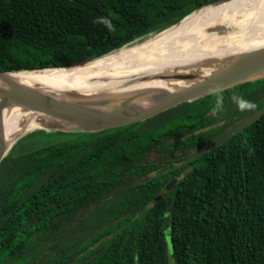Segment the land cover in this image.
I'll list each match as a JSON object with an SVG mask.
<instances>
[{"label":"trees","instance_id":"16d2710c","mask_svg":"<svg viewBox=\"0 0 264 264\" xmlns=\"http://www.w3.org/2000/svg\"><path fill=\"white\" fill-rule=\"evenodd\" d=\"M217 1L0 0V71L90 62ZM79 219L82 240L65 239ZM63 228L65 242L47 248ZM2 254L16 264H264V77L118 127L27 129L0 162Z\"/></svg>","mask_w":264,"mask_h":264},{"label":"bare ground","instance_id":"6f19581e","mask_svg":"<svg viewBox=\"0 0 264 264\" xmlns=\"http://www.w3.org/2000/svg\"><path fill=\"white\" fill-rule=\"evenodd\" d=\"M228 21L247 27L254 39L243 45H222L208 50L195 47L200 32L224 27ZM184 44L189 48H184ZM261 46H264V0H222L190 13L152 43H142L133 56L125 46L80 66L7 73L0 76V88L18 84L58 100H106L134 95L127 110L139 112L206 76L225 61ZM123 56L136 59L122 61ZM110 65L112 69L108 70ZM92 68L99 71L89 73ZM54 123L55 120L21 103L9 105L0 115V130L9 140L29 127L56 126Z\"/></svg>","mask_w":264,"mask_h":264},{"label":"water","instance_id":"95a60500","mask_svg":"<svg viewBox=\"0 0 264 264\" xmlns=\"http://www.w3.org/2000/svg\"><path fill=\"white\" fill-rule=\"evenodd\" d=\"M7 73L19 72L0 71V76ZM263 73L264 46H261L225 61L219 67L211 70L206 76L167 95L152 106L139 112L127 110V106L134 99V95L121 99L108 98L106 100H92L87 98L58 100L50 98L46 94L32 88L18 84H10L9 86L0 88V115L9 105L21 103L23 107L30 108V110L51 118L60 124L39 128H53L69 132H94L145 120L178 104L192 101L242 82L263 78ZM261 112L259 111L256 114L231 124L215 138L200 147L190 158H195L224 143L235 133L241 131L255 117L260 115ZM27 129L15 139L11 140L0 130V162L13 147L15 141ZM172 184L173 182L169 183L164 188V191H167Z\"/></svg>","mask_w":264,"mask_h":264},{"label":"rangeland","instance_id":"374dc122","mask_svg":"<svg viewBox=\"0 0 264 264\" xmlns=\"http://www.w3.org/2000/svg\"><path fill=\"white\" fill-rule=\"evenodd\" d=\"M183 18H182V20H183ZM182 20L178 19L175 22H173L171 25H169V26L165 27L164 29L158 31L157 33L152 34L150 36H147L140 41H137L138 43H136V44L134 43V44L127 46V48H128L127 50L131 51L132 52L131 56H133L136 53L138 46L139 47L142 46V43H144V45H146L148 43H152L155 39H157V36L159 34L163 33L166 29H168L172 26H176ZM198 37H199V39L195 43L196 44L195 47L206 49V50L214 49V48H217V47L222 46V45H243L247 42H251L254 39V36L249 34V29L247 27L241 26L240 24H238L236 22H231V21L230 22L228 21V23L224 27H219V28L218 27H212V28H209L203 32H200L198 34ZM184 48H189V45L184 44ZM131 56H127V57L123 56L120 59H122V61H131L133 59H136V58H132ZM116 61L118 62L117 59H116ZM86 63H88V62L77 63L73 66H80V65H83ZM73 66H70V67H73ZM110 67H111V65L107 69L111 70L112 68H110ZM98 71L99 70L97 68H92L89 70V73H94V72H98ZM54 124L60 125L57 122ZM44 127H49V126H44ZM29 128H33V127H29ZM34 128H39V127H34ZM105 176H107V175H105ZM81 190H83L82 187L80 189L76 190L75 192L77 193ZM68 195L69 194H65L62 200H65L68 197ZM80 224H81V219H79L75 222V225L73 226L72 231L69 230V232L70 231L71 232L69 233L68 236L66 235L65 232H63L64 228L59 229L57 232V234L60 237L59 240L54 238V234L56 233V232H54V234L52 236H50L49 238L46 239V241H47L46 247L48 248V247H50L52 245H56V244H57L56 246H58V243L63 244L65 242V239H68L70 241L82 240L83 235H81L77 231ZM62 232H63V236L68 237V238H65L64 240H62L61 239ZM165 237H166L168 252L171 254L172 248H171L169 230L165 231ZM44 250H46L45 247L42 248V251H44ZM21 258H23V260H25V261L31 260L32 255L29 254V252H28L25 255H23ZM172 263L174 264V260L172 258H170V264H172ZM0 264H16L15 254H13V255H7V254L0 255Z\"/></svg>","mask_w":264,"mask_h":264},{"label":"clouds","instance_id":"9594fccd","mask_svg":"<svg viewBox=\"0 0 264 264\" xmlns=\"http://www.w3.org/2000/svg\"><path fill=\"white\" fill-rule=\"evenodd\" d=\"M240 107L243 109V108H251V107H254L253 105L249 104L248 102L246 101H241L240 102Z\"/></svg>","mask_w":264,"mask_h":264},{"label":"flooded vegetation","instance_id":"af4514ba","mask_svg":"<svg viewBox=\"0 0 264 264\" xmlns=\"http://www.w3.org/2000/svg\"><path fill=\"white\" fill-rule=\"evenodd\" d=\"M171 182H173V184H172V186L174 185V183H175V179H171L168 183H166V185L164 186V188L169 184V183H171ZM171 186V187H172ZM164 188H163V190H164Z\"/></svg>","mask_w":264,"mask_h":264}]
</instances>
